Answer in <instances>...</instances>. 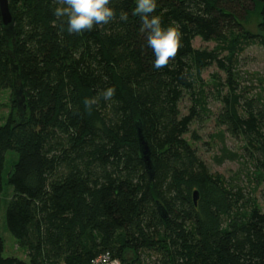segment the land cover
Listing matches in <instances>:
<instances>
[{"label": "trees", "instance_id": "16d2710c", "mask_svg": "<svg viewBox=\"0 0 264 264\" xmlns=\"http://www.w3.org/2000/svg\"><path fill=\"white\" fill-rule=\"evenodd\" d=\"M59 6L10 0L16 46L0 18V92L11 89L14 106L0 120V211L7 183L13 191L6 224L27 251V259L4 255L0 231V264H94L106 253L121 264H147L140 263L144 253H157L148 264H264V212L212 173L185 137L209 111L197 85L216 63L228 89L218 124L247 142L264 171V87L248 97L239 51H219L235 31L247 40L241 50L264 46V34L244 26L259 8L264 32V0H157L154 15L182 33L177 55L160 69L133 15L135 0H111L113 20L80 34L54 16ZM197 37L218 47L197 49ZM20 87L21 108L14 95ZM109 87L115 94L105 100ZM185 94L193 98L187 114L180 109ZM86 100L95 102L89 107ZM10 151L16 159L4 177Z\"/></svg>", "mask_w": 264, "mask_h": 264}, {"label": "rangeland", "instance_id": "374dc122", "mask_svg": "<svg viewBox=\"0 0 264 264\" xmlns=\"http://www.w3.org/2000/svg\"><path fill=\"white\" fill-rule=\"evenodd\" d=\"M261 20L260 9H253L245 21V30L254 34H264L259 29ZM246 42L244 36L235 31L234 34L226 37V40L219 47V51L221 57L230 55L232 51L235 53L239 51L240 64L238 70L241 87L245 86L247 96L252 97L264 87L261 82L264 80V46L252 44L247 46L245 50H241ZM193 45L202 50H214L218 47L216 42L204 41L200 37L194 39ZM223 48L226 49L223 50ZM226 77V72L216 63L205 68L201 82L197 85V90L205 92L209 111L207 115L201 116V119L192 123L190 132L185 137L197 149L198 154L212 173L227 180L232 187L238 186L237 190L243 189L242 198L245 197L244 200L251 199L255 206L264 212V171L258 169L255 159L252 158L247 148V142L243 138L233 137L224 126L218 124V117L224 110L220 95L228 93ZM192 105V95L185 94L180 104L182 113L187 114ZM13 108L12 90L7 89L0 92V120L2 122L13 112ZM15 159V153L8 152L4 177H8ZM12 191V186L5 183L1 195L2 207L0 211V231L5 244L4 255L27 259L26 249L18 244L9 231L5 220L6 207L12 196ZM150 255L142 254L140 263L148 264V260H154L157 257V253ZM127 256L131 261L136 259L132 253ZM136 264H139L138 261Z\"/></svg>", "mask_w": 264, "mask_h": 264}, {"label": "clouds", "instance_id": "9594fccd", "mask_svg": "<svg viewBox=\"0 0 264 264\" xmlns=\"http://www.w3.org/2000/svg\"><path fill=\"white\" fill-rule=\"evenodd\" d=\"M61 6L54 9L57 18L66 17V30L69 33L80 34L93 29L94 26L106 25L116 15L111 0H59ZM134 16L142 22L141 31L147 34V46L154 55V67L163 68L175 58L181 48L182 33L178 25L164 27L159 15H154L157 0H135ZM122 21L129 19L127 12L120 14ZM115 94V88L109 87L103 92V98L110 100ZM95 100H86L91 106Z\"/></svg>", "mask_w": 264, "mask_h": 264}, {"label": "water", "instance_id": "95a60500", "mask_svg": "<svg viewBox=\"0 0 264 264\" xmlns=\"http://www.w3.org/2000/svg\"><path fill=\"white\" fill-rule=\"evenodd\" d=\"M0 18H1V22L5 29L7 37L12 38L14 41V45L16 46L15 16L10 8V0H0ZM14 95L18 102L19 108H21L23 105V101L25 99L23 88L21 87L16 88ZM138 140L140 144L141 155L143 159L145 160L148 170L152 171V174H153V162L151 158V149L140 127L138 129ZM198 196H199L198 191H195L194 192L195 203H197Z\"/></svg>", "mask_w": 264, "mask_h": 264}, {"label": "built area", "instance_id": "2783aa9c", "mask_svg": "<svg viewBox=\"0 0 264 264\" xmlns=\"http://www.w3.org/2000/svg\"><path fill=\"white\" fill-rule=\"evenodd\" d=\"M94 264H121L119 259L113 258L109 253L102 254L93 260Z\"/></svg>", "mask_w": 264, "mask_h": 264}]
</instances>
